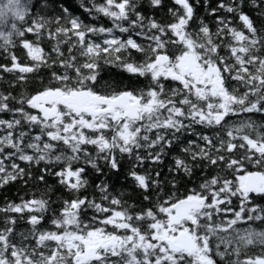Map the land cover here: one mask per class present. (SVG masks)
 Wrapping results in <instances>:
<instances>
[{"label":"snow or ice","instance_id":"6c2138e0","mask_svg":"<svg viewBox=\"0 0 264 264\" xmlns=\"http://www.w3.org/2000/svg\"><path fill=\"white\" fill-rule=\"evenodd\" d=\"M0 264H264V0H0Z\"/></svg>","mask_w":264,"mask_h":264}]
</instances>
